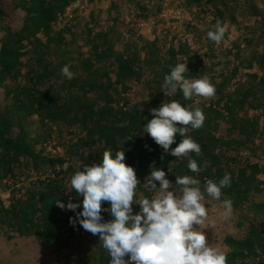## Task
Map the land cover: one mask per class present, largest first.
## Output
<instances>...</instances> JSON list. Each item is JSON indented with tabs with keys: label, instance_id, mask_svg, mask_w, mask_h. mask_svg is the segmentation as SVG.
<instances>
[{
	"label": "trees",
	"instance_id": "obj_1",
	"mask_svg": "<svg viewBox=\"0 0 264 264\" xmlns=\"http://www.w3.org/2000/svg\"><path fill=\"white\" fill-rule=\"evenodd\" d=\"M11 1L26 15L19 30L7 26L1 27L0 33V88L6 99L0 113V183L15 179L32 164L50 173L28 186L14 188L8 205L0 198V230L6 238L34 236L43 246L61 253L74 241L81 245L87 237L93 262L82 256L78 260L82 264H109L111 257L98 235L84 230L78 219L70 221L82 205L73 211L56 202L67 205L81 198L70 183L76 171L99 163L105 150L113 155L125 151L126 164L133 166L141 182L137 199L153 197V189L148 187L151 170L163 169L178 195H182V186L174 184L176 176H193L200 180L204 198L212 200L217 199L207 195L206 181L218 182L230 173L231 186L222 189L220 200L230 199L233 209L248 207L257 220L250 222L244 237L224 238L229 247L227 264H264V198H256L264 194V182L259 179L264 166L251 156L241 163L226 155L229 150L251 148L261 134L264 0H184L200 8L199 16L212 14L211 22L203 28L188 22L187 28L200 35L214 31L217 21L223 27L227 22L239 27L248 17L255 18L254 24H244L246 34L238 36L221 57L216 42L208 36V44L199 51L193 50L189 40L172 38L167 45L157 35L152 39L126 36L120 14L102 22L91 11L81 24L76 18L78 10L69 16V8L77 0ZM124 1L141 10L138 16L143 19L160 9L158 0ZM110 4L119 10L118 0ZM5 13L0 6V24ZM178 63H187L186 78L208 77L215 95L185 100L181 90L169 92L164 78ZM66 64L76 74L71 80L61 71ZM147 73L148 96L131 103L123 90L130 82H142ZM173 100L185 107L201 108L206 117L201 128L189 127L185 134L200 144L199 155L174 157L143 132L146 118H152L151 109ZM59 123L84 132L68 148L70 158L48 154L43 144ZM14 128L18 132L11 137ZM32 131L36 134L31 135ZM183 138L177 135L171 147ZM190 159L201 167L199 173L188 168ZM102 208L107 209V203H102ZM102 215L105 220L112 218L108 211Z\"/></svg>",
	"mask_w": 264,
	"mask_h": 264
},
{
	"label": "clouds",
	"instance_id": "obj_2",
	"mask_svg": "<svg viewBox=\"0 0 264 264\" xmlns=\"http://www.w3.org/2000/svg\"><path fill=\"white\" fill-rule=\"evenodd\" d=\"M224 34L225 28L217 21L215 30L208 31L207 36L219 43ZM188 70L187 63H178L165 75L164 84L169 92L179 89L185 100L194 96L213 97L215 86L208 77L186 78L184 73ZM61 71L69 80L76 75L67 64ZM151 113L143 132L164 152L177 158L189 153L201 154L200 144L185 135L189 127L203 126L206 117L201 108L185 107L173 100L152 108ZM177 135L184 138L171 147ZM187 166L195 173L202 170L195 159H190ZM148 177V187L159 188V194L137 199L141 182L133 166L126 164L125 151L113 155L105 150L99 163L85 165L82 171L72 175L71 186L81 198L76 203L69 201L65 205L58 200L56 204L73 211L82 205L70 221L75 223L78 219L84 230L98 235L111 257L109 264H227V253L211 246L206 232L199 230L208 216L200 180L190 175L176 176L174 184L182 186V195H177L171 190L173 183L163 169L151 170ZM230 186L231 174L225 173L218 182L207 180L205 191L219 200L222 189ZM102 203H107L108 208H102ZM134 203L140 205L138 212L133 211ZM223 206V218L228 219L233 212L232 201L223 200ZM104 211L110 212V220L104 219Z\"/></svg>",
	"mask_w": 264,
	"mask_h": 264
},
{
	"label": "rangeland",
	"instance_id": "obj_3",
	"mask_svg": "<svg viewBox=\"0 0 264 264\" xmlns=\"http://www.w3.org/2000/svg\"><path fill=\"white\" fill-rule=\"evenodd\" d=\"M111 1L113 0H77L69 8V16L72 15L73 10H78L76 18L83 24L88 20L91 11L95 12L96 18L102 22L112 20L111 18L120 14L122 20L121 30L125 32L126 36H143L146 39H152L157 35L167 45L171 42L172 38H175V40H189L194 51H199L203 45L208 44L206 33L197 34L192 29H188L187 26L188 22L191 21L203 28L211 22L212 14H203L204 16L201 17L198 15L200 8H196L194 5L189 6L184 0H158L160 9L155 8L154 13H151L148 19L139 17L138 14H140L141 10H135L132 5L124 0H118L119 10L112 9ZM0 6L6 12L0 24V33L2 32L1 27L7 26L13 31L19 30L23 26L26 15L25 11L16 6L11 0H0ZM176 10L182 11L181 17L172 16ZM254 22L255 18L248 17L246 22L239 27L236 24L228 22L224 25L226 36L222 41L216 43V50L219 51L220 57L238 36L246 34L247 29L244 24L252 25ZM230 68H233V65ZM240 75L241 79H243L245 75L244 69L241 70ZM149 77L150 75L147 73L142 82H130L129 88L123 90L131 103L144 100L148 96L150 89L147 85V80ZM151 87L156 88V85ZM5 107V92L3 88H0V113L4 112ZM260 124L261 134L257 137L255 145H251V148L241 151L229 150L226 152V155L237 159L241 163L247 161L251 156L264 166V114L261 115ZM17 132L18 129L14 128L10 136L15 137ZM34 134L36 133L32 131L31 135ZM83 134L82 130H76L70 125L59 123V125L53 126L51 136L43 144L48 154L64 155L70 158L71 155L68 148L73 146L77 138ZM45 172L50 173V171H45L41 167L37 169L32 164L22 173H18L15 179H4L0 183L1 200L8 205L14 188H23L32 184L38 177L44 176ZM259 179L264 182V175H260ZM157 186H159V182H157ZM152 191L154 197L159 194L160 190L157 188ZM175 194L177 193L175 192ZM256 198H264V194L256 196ZM203 203L207 207L208 216L204 223L199 226V230L206 232L211 246L218 247L226 253H228L229 247L225 245L224 238L228 235L235 238L244 237L250 222L257 220L248 207L233 209L232 215L228 219H224L222 215L224 211L223 200L204 198ZM139 210V206L133 207L134 212H138ZM258 220L260 221L261 219ZM88 243L87 237H83L81 245H78L74 241L64 252L57 253L40 244L34 236L20 237L16 235L13 239L9 240L3 231L0 230V264H82L78 260L79 256L93 262L92 249L88 247Z\"/></svg>",
	"mask_w": 264,
	"mask_h": 264
},
{
	"label": "built area",
	"instance_id": "obj_4",
	"mask_svg": "<svg viewBox=\"0 0 264 264\" xmlns=\"http://www.w3.org/2000/svg\"><path fill=\"white\" fill-rule=\"evenodd\" d=\"M181 15H182V11L181 10H176L175 12H174V15H172L173 17H177V18H179V17H181Z\"/></svg>",
	"mask_w": 264,
	"mask_h": 264
}]
</instances>
